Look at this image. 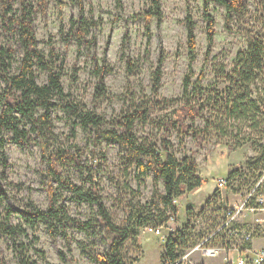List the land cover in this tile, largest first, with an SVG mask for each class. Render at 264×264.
Masks as SVG:
<instances>
[{"label":"rangeland","instance_id":"1","mask_svg":"<svg viewBox=\"0 0 264 264\" xmlns=\"http://www.w3.org/2000/svg\"><path fill=\"white\" fill-rule=\"evenodd\" d=\"M47 2L46 12H37L33 19L37 47L45 53L53 48L55 54L64 59L61 83L71 99L80 101L86 109H93L107 119L127 108L128 92L135 98H149L151 75L159 60V97L162 98L180 97L184 76L191 74V81L195 82L199 73H203L200 81L203 118H197L196 124L203 128L204 119L208 118L205 142L198 147L190 136L180 141L173 130L170 131L169 140L176 157H192L197 165V173L206 175V178L200 190L184 189L180 197L174 198L173 204L179 211L174 226L183 224L187 217L185 212L196 211L202 205L215 189L216 178L225 177L230 171L249 164H257L258 168L264 166V117L260 105L264 101V68L251 97L255 105L247 112L230 111L228 101L230 97L233 99L230 93L235 89L227 84L223 76L234 69L237 54L247 48L250 40L261 39L264 42V0H247V11L242 17L233 14L226 17L221 5L207 1L208 15L214 19L215 27L213 46L208 56L203 0H160L162 19L157 23L152 18L149 32L143 13L148 10L150 0H82L81 14L86 19L92 18L96 25L88 32L87 39L92 43L80 46L75 40L66 44L63 35L68 29L69 19L79 16V9L71 0ZM187 12L196 24V49L191 72L188 70L184 25ZM0 34V42L5 41L6 36L1 28ZM102 60L110 66L111 71L104 77L106 96L98 99L94 97L97 81L94 63L97 61L101 64ZM36 75L39 83L44 82L43 71L37 69ZM174 106L155 105L151 118H170ZM134 132L140 138L149 137L156 141L162 133L150 123L142 125L137 122ZM6 138L8 165L5 170V193L0 195V222H7L24 233L13 240L0 233L2 264H18L19 257L32 264H96L93 251L108 248L103 228L97 222L99 216L96 208L78 202L67 189L52 183L57 205L63 206L71 217L87 223L84 230L70 224L65 236L56 233L52 238L42 223L39 222L35 229H30L26 224L23 211L27 201L43 210L48 206L45 160L36 142L18 144L10 139L9 133H6ZM61 148L80 156L82 164L93 167L92 180L98 184L103 203L117 225L124 224L131 209L130 199L135 196L130 190L138 193L133 203L144 205L149 202L154 172L149 169L138 187L134 166L125 167L121 162L125 150L100 133L82 129L78 120L61 107H56L53 136L45 154ZM60 170L72 183L88 186L86 172L80 174L73 162L66 163ZM213 182L214 187L209 191ZM156 185L162 193V181L157 180ZM196 241V237H192L189 244ZM164 244L162 236L141 228L134 239L125 241L122 254L130 264H162ZM224 256L220 252L213 258L201 260L195 257V260L202 261L197 264H223ZM191 259L194 260L193 255Z\"/></svg>","mask_w":264,"mask_h":264},{"label":"trees","instance_id":"2","mask_svg":"<svg viewBox=\"0 0 264 264\" xmlns=\"http://www.w3.org/2000/svg\"><path fill=\"white\" fill-rule=\"evenodd\" d=\"M79 9L77 18L69 19V26L63 34L65 43L75 40L77 45H89V30L96 24L92 18L86 19L82 14V0H71ZM207 1L221 5L226 12L242 17L247 11V0H203V17L206 21V56H208L214 41V19L208 15ZM47 0H0V28L6 40L0 42V195L5 193V170L8 165L6 153V133L11 135V140L18 144L26 145L36 142L45 160L48 180L46 185L48 206L45 210L39 209L31 201H27L23 211L24 220L30 229H35L40 222L53 238L58 233L66 235L70 224L83 229L88 225L79 219L71 217L63 206L57 205L56 193L52 183L67 189L80 203L94 205L99 216L97 222L102 226L107 240V250L93 251L96 264H130L122 254V248L128 239H134L138 230L145 227L162 226L171 214L177 220L178 209L173 204L174 198L183 194V190L193 191L205 182L197 173V165L192 157L184 156L178 159L172 150L169 140L170 131L177 133L181 141L183 137L190 136L198 147L205 142L208 128V118L204 119L203 128L196 124L197 118H203V101L200 100V81L203 73L200 72L195 82L191 81V74H186L182 80V94L176 98L159 97L161 85V60L151 75L149 98L146 96L133 97L128 92L126 99L128 106L113 118H105L93 109H86L80 101L71 99L61 83L63 75V58L55 54L50 48L47 53L37 47L33 19L37 12H46ZM146 30L149 32V22L155 18L157 23L162 19L160 0H150V6L143 13ZM227 20V19H226ZM186 29V47L188 50L189 66L195 58L196 49L195 21L187 12L184 17ZM1 35V34H0ZM149 35V33H148ZM127 38V37H126ZM124 38V40L126 39ZM129 65V63H128ZM264 68V42L261 39L250 40L247 48L240 51L235 58L234 69L229 74H223L227 84L234 87L229 99L231 112H247L255 105L251 99L261 71ZM44 72L45 80L39 83L36 70ZM97 76L94 97H105V74L111 71L104 60L101 64L94 63ZM198 96V99H195ZM174 105L170 118H151V110L155 105ZM264 117V101L260 103ZM56 107H61L68 115L78 120L79 126L84 130L102 134L103 137L115 142L125 150L121 158L125 167L134 166L136 169L137 186L140 187L143 178L150 169L154 172L153 192L149 202L144 205L133 203L138 196L137 191L130 190L133 196L130 199V211L127 212L123 225L113 222L100 194L98 184L92 180L93 167L82 164L80 156H74L65 149L50 151L45 154L49 140L53 136V113ZM135 122L142 125L147 123L161 130L159 140L149 137L140 138L134 132ZM109 125L108 128H105ZM76 151L79 150L76 149ZM264 158V152L262 153ZM73 162L80 174L85 171V180L88 186L76 185L66 179L60 168L68 162ZM257 164H249L253 170L259 169ZM157 180L163 184V192L157 190ZM190 212H186L187 218ZM177 225L176 230L169 234L164 244L162 264H172L187 249L191 240L188 219ZM0 233L10 237L24 233L22 229L13 227L7 222H0ZM2 264V261H0ZM18 264H32L23 258H18Z\"/></svg>","mask_w":264,"mask_h":264},{"label":"built area","instance_id":"3","mask_svg":"<svg viewBox=\"0 0 264 264\" xmlns=\"http://www.w3.org/2000/svg\"><path fill=\"white\" fill-rule=\"evenodd\" d=\"M215 184L202 205L191 210L187 218L190 235L197 241L172 264H197L220 252L225 255L223 264H264V166L234 169L216 179ZM167 220L165 227L144 230L162 236L165 242L177 228L171 214Z\"/></svg>","mask_w":264,"mask_h":264},{"label":"crops","instance_id":"4","mask_svg":"<svg viewBox=\"0 0 264 264\" xmlns=\"http://www.w3.org/2000/svg\"><path fill=\"white\" fill-rule=\"evenodd\" d=\"M228 172V171H227ZM207 174H208V172H206ZM199 175H200V177L202 178V179H204V178H206V175L204 176V175H201L200 173H198ZM218 178H220V177H218ZM217 179V178H216ZM208 180V179H207ZM213 180H215V179H213ZM213 187H214V182H213V186L210 188V190L209 191H211L212 189H213ZM200 188L201 187H199V188H197L196 190H200ZM208 191V192H209ZM186 213V212H185ZM178 217H179V211H178ZM187 218V217H186ZM184 221V220H183ZM257 241V244H260L261 243V240L260 239H258V240H256Z\"/></svg>","mask_w":264,"mask_h":264},{"label":"bare ground","instance_id":"5","mask_svg":"<svg viewBox=\"0 0 264 264\" xmlns=\"http://www.w3.org/2000/svg\"><path fill=\"white\" fill-rule=\"evenodd\" d=\"M168 224V220L163 224V227H165Z\"/></svg>","mask_w":264,"mask_h":264}]
</instances>
